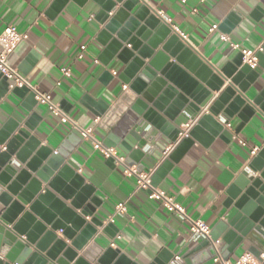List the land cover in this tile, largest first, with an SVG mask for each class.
I'll use <instances>...</instances> for the list:
<instances>
[{
  "label": "crops",
  "instance_id": "obj_1",
  "mask_svg": "<svg viewBox=\"0 0 264 264\" xmlns=\"http://www.w3.org/2000/svg\"><path fill=\"white\" fill-rule=\"evenodd\" d=\"M66 1L68 3L65 0H0V35L10 25L28 34L29 39L10 56V65L42 92L50 93L53 102L66 110L82 129H93L95 138L104 143L136 100L130 89L118 80L103 79L106 69L100 55L104 47L97 40L104 22L114 13L101 15V9L92 1L84 7L75 0ZM143 1L151 13L163 12L171 22L169 26L184 33L187 44L216 73L239 55L229 42L221 40L222 35L247 50H259L264 44V0H186L185 4L183 0ZM214 26L217 29L212 31ZM82 47H86V52L80 59ZM110 68L113 76L114 72H119V67L112 65ZM65 69L70 70V77L64 76ZM258 71L262 77L247 94L252 101L264 90V72ZM229 84L226 80L214 100ZM28 95L21 98L10 90L0 93V129L8 122L23 125L31 121L35 128L33 135L41 141V146L55 153L73 129L70 125L60 124L45 106L29 104L26 101ZM263 106L264 100L261 106L254 107L256 114L239 134L235 130L241 120L235 117L230 122L231 129L225 127L226 139L215 138L209 147L195 143L177 162H172L160 178L158 188L184 206L192 219L204 221L212 232L237 214L235 203H229V193L247 180L244 173H250V165L264 150ZM93 110L106 111L96 115ZM205 114L206 110L182 129H192ZM97 119L98 123L95 122ZM163 147L166 151L163 157L159 156L156 147H150L143 160L142 166L146 171H153V175L158 174L176 144ZM254 148L258 151L252 155ZM117 151L126 160V156ZM59 163V159L51 156L43 174L56 175ZM65 164L76 170L85 179V184L95 188V194L102 202L95 216L105 226L117 228V231L111 228L109 232L97 228V234L86 249L94 264L109 249L119 252L118 258L124 256L132 264H164L170 256L184 260L200 245L201 242H191L189 223L180 221L160 202L150 199L149 192L138 190L136 177L124 174L121 168L124 164L112 167L101 152L93 149L91 142L83 141ZM46 188L43 184V189ZM120 203H126L127 214L114 217ZM111 218H114L113 222ZM85 220L90 222L91 218ZM57 236L63 238L61 232ZM224 236L221 235L218 243L225 260ZM248 246L243 244L230 253L227 260H238ZM204 264L222 263L213 258Z\"/></svg>",
  "mask_w": 264,
  "mask_h": 264
},
{
  "label": "water",
  "instance_id": "obj_2",
  "mask_svg": "<svg viewBox=\"0 0 264 264\" xmlns=\"http://www.w3.org/2000/svg\"><path fill=\"white\" fill-rule=\"evenodd\" d=\"M89 1L101 9V15L114 13L104 22L97 40L104 47L100 55L106 69L103 79L118 80L136 96L128 113L103 143L126 156L123 172L131 167L144 169L146 145L156 147L163 157V145L176 144L152 177L153 186L158 187L163 171L195 143L209 147L215 138L226 139L225 127L235 117L241 120L235 130L239 134L256 114L254 107L262 105L264 90L253 101L247 94L262 77L258 69L264 72V44L256 52L255 69L244 64L239 53L235 61L216 73L171 26L151 13L143 0H75L80 7ZM112 65L119 67L114 76L110 72ZM226 80L230 81L229 86L214 100ZM9 90L8 80L0 73V93ZM10 91L21 98L29 94L26 101L37 104L27 88ZM205 110L207 114L192 129H182ZM100 111L94 113L103 115L106 110ZM149 125L151 131L145 132ZM34 131L31 121L23 125L8 122L0 129V264H94L86 249L97 228L109 232L115 226H105L95 216L102 204L95 188L85 184V179L65 164L84 138L73 129L53 153L41 146ZM183 134L185 138L180 139ZM51 156L60 160L59 170L56 175L45 176V163ZM107 163L116 166L112 158ZM249 171L244 173L247 180L241 177L239 188L229 193V203L234 202L237 210L235 217L220 223L211 233V240L202 241L184 260L170 256L164 264L206 263L215 258L213 244L222 234L225 260L245 243L249 244L248 252L260 256L264 251V150ZM88 217L90 222L85 220ZM59 232L63 238L57 236ZM118 254L109 249L96 264H132L124 256L118 258Z\"/></svg>",
  "mask_w": 264,
  "mask_h": 264
},
{
  "label": "built area",
  "instance_id": "obj_3",
  "mask_svg": "<svg viewBox=\"0 0 264 264\" xmlns=\"http://www.w3.org/2000/svg\"><path fill=\"white\" fill-rule=\"evenodd\" d=\"M204 1V0H203ZM184 4L186 0L182 1ZM155 15L164 21L166 24L170 25V20L161 11H156ZM217 29V26L212 28V31ZM175 30V29H174ZM180 39L187 44V36L178 30H175ZM29 39L27 33L20 32L15 26H7L2 34L0 35V73L8 80L10 84V90L15 88H27L28 91L34 94L35 100L38 105L45 106L49 113L56 118H58L60 124L70 125L72 129L78 130L84 138V141L91 142L92 147L95 151H99L103 156L108 159H114L117 165H123L125 159L119 156L118 151L114 148H106L102 142L97 140L94 136L93 129L84 130L82 129L62 108L59 104H56L52 100V95L47 92H42L38 86L31 84V82L22 76L19 71L12 67L9 62V58L12 53L19 47L20 44L26 42ZM221 40L224 42H229L233 50H238L239 53L243 55V62L255 69L258 64V59L256 58L257 50H247L241 48L240 45L231 42V39L222 35ZM86 52V47H82V53L79 58L82 59L84 53ZM98 62V61H97ZM65 77H70L71 72L69 69L63 70ZM99 122V119L95 121ZM227 127L231 129V124ZM187 132V131H186ZM184 135V134H183ZM181 135V137L183 136ZM241 145L246 146L244 142H240ZM258 149L254 148L252 155L257 153ZM123 158V159H121ZM153 171H146L145 169H139L137 167L127 168L124 174L130 177H136L137 179V189L145 190L149 192L150 199L160 202L168 212L176 216L180 221L187 222L190 224V240L194 243H199L205 240H211V228L202 220L192 219L186 208L181 204L175 202L174 198L168 195L167 192L161 190L158 187L153 186L152 177ZM127 214L126 203H120L116 206L114 217L124 216ZM114 218H111L113 222ZM120 239V237H118ZM114 247V244H112ZM215 250V262H220L222 264H264V251L259 257H255L252 253L246 251L244 252L238 260L232 262L229 260H224L221 254L219 243L213 244ZM181 258L176 257L175 260H180Z\"/></svg>",
  "mask_w": 264,
  "mask_h": 264
},
{
  "label": "clouds",
  "instance_id": "obj_4",
  "mask_svg": "<svg viewBox=\"0 0 264 264\" xmlns=\"http://www.w3.org/2000/svg\"><path fill=\"white\" fill-rule=\"evenodd\" d=\"M150 131H151V126L149 125L148 128L145 129V132H150ZM150 147H151L150 145H146V146L144 147L143 151H145V152H149ZM121 159H123V158H121Z\"/></svg>",
  "mask_w": 264,
  "mask_h": 264
}]
</instances>
